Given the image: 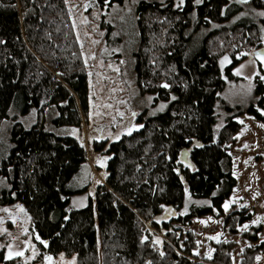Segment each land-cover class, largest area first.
I'll use <instances>...</instances> for the list:
<instances>
[{"label": "trees", "instance_id": "trees-1", "mask_svg": "<svg viewBox=\"0 0 264 264\" xmlns=\"http://www.w3.org/2000/svg\"><path fill=\"white\" fill-rule=\"evenodd\" d=\"M243 5L264 12V0L138 4L132 52L136 82L142 93L155 94L169 106L157 116L145 113L139 118L143 126L118 141L94 142L95 151L111 157L106 182L95 187L86 206L72 209L74 179L88 160L87 150L78 138L45 126L48 110L58 113L52 123L59 127L79 126L89 112L88 77L68 6L64 0H0V126L10 111L38 113L30 128L13 125L12 147L0 158V178L8 179L10 189L0 193V202L24 205L40 237V252L75 255L76 264H234L228 244L201 260L192 233L183 245L181 240L183 226L196 217H225L235 231L253 216L250 211L226 214L223 205L237 184L228 152L242 127L236 118L248 114L264 122V83H257L256 100L248 107L226 105L229 115L220 129L217 106L227 79H234L236 53L248 43L260 49V27L241 19L200 44L194 41L202 26L230 20ZM231 46H237L233 62L223 71L220 57ZM185 189L194 202L183 213ZM156 231L165 237L161 248L153 241ZM258 234L254 228L245 236L258 241ZM261 250L264 242L246 247L239 264H255ZM19 261L6 260L0 251V264Z\"/></svg>", "mask_w": 264, "mask_h": 264}, {"label": "rangeland", "instance_id": "rangeland-1", "mask_svg": "<svg viewBox=\"0 0 264 264\" xmlns=\"http://www.w3.org/2000/svg\"><path fill=\"white\" fill-rule=\"evenodd\" d=\"M141 1L143 0H136V2L133 0H123V2L108 0V5L105 6L104 0H87L90 6L85 9L86 0H68V10L71 8L69 16L72 25L73 21L76 23L73 30L76 40L79 36L77 42L88 77L89 112L87 115H82L81 125L59 127L52 123L58 113L48 110L45 126L48 130L61 136L78 138L87 150L88 160L74 179L73 188L77 192L72 197V209L86 206L95 187L106 182L107 164L111 157L95 151L94 142L96 140L118 141L125 135L132 134L141 128H132V131L128 132L127 129L132 125L143 126L139 122V118L145 113L150 117L157 116L169 106L167 102L157 100L155 94L142 93L136 82L132 52L138 37L135 11ZM146 1H159L163 4L172 2L175 7H183L185 4V0L183 4H180V0ZM229 3L241 4V1L229 0ZM261 12L263 11L251 5H243L241 12L228 21L212 22L208 26H202L197 34H195V29H192V33L195 34L194 41L198 42L195 44H200L205 36L217 29L232 28L241 19H248L249 24H256L260 27L261 48L264 46V25L262 23L264 16L260 15ZM94 13L95 15H93ZM83 17H87L88 23L82 22ZM114 33L116 35H113ZM93 41L99 43H93ZM236 47L231 46V50L220 57L223 71L232 64V48ZM257 47L250 46L248 43L241 52L236 53L239 60L232 69L234 79L226 78L227 84L220 94L217 106L218 129L225 124L226 117L229 115L225 109L226 105L248 107L256 100L255 87L258 82L264 83V80L259 79V76H264V71L253 56ZM114 49H121V51H114ZM225 56L228 57V60L221 63ZM121 60L125 63H120ZM109 65L113 67H109ZM241 65L244 67L240 68ZM116 68L119 71H116ZM236 69H240L239 74ZM254 72L259 75L254 76ZM162 104L163 108H161ZM106 105H111V107ZM133 112L136 113L135 116L132 115ZM120 113H123V116ZM37 120L36 109L27 115H16L15 111H10L9 118L5 119L0 126V158L6 157L12 147L10 138L13 125L20 122L30 128ZM236 120L241 123L242 127L235 142L228 146V152L232 156L233 174L237 179V184L230 198L226 200L229 202V206L225 212L230 214L233 211H250L253 216L251 220L238 224L235 231L226 226L225 217L217 215L196 217L190 225L183 226L184 236L181 244L183 245L186 240L187 233H192L196 243L194 253L201 260L212 258L216 250L215 247H220L225 243L232 247L234 264H239L246 247L264 242V127H261L264 122L248 114H243ZM9 189L8 179L0 178V193ZM193 202L194 200L188 192L185 203L187 210L185 211L184 206L181 212H188L189 205ZM203 202L199 201L198 203ZM4 209H8V211L5 212ZM202 221L204 222L202 223ZM252 221H256V223H252ZM175 224L179 226L177 223ZM244 225H247V228H244ZM254 228L259 229L258 241H251L245 236L247 232L251 233ZM36 236L30 216L23 204L17 202L9 205L0 202V251L3 250L4 258L7 257L10 251L9 245H11L13 253L10 258H5L6 260L19 258V263L22 264H76L75 255L72 257L58 255L51 257V261L45 260V256L48 255L40 252L39 240L36 239ZM213 236L216 239H211ZM153 237L156 246L163 247L165 241L163 234L156 231ZM25 241H28L29 244H25ZM16 252H23V255H15ZM257 256L260 257L259 260L256 259ZM255 264H264V250L256 254Z\"/></svg>", "mask_w": 264, "mask_h": 264}, {"label": "snow or ice", "instance_id": "snow-or-ice-1", "mask_svg": "<svg viewBox=\"0 0 264 264\" xmlns=\"http://www.w3.org/2000/svg\"><path fill=\"white\" fill-rule=\"evenodd\" d=\"M64 2H65V4H68V0H64ZM133 2H136V0H133ZM241 2H247V0H241ZM183 3H184V0H180V4H183ZM195 3H197V4L201 3V0H195ZM104 4H105V6H107V5H108V0H104ZM89 6H90V5L87 3V0H86L85 5H84L85 9H87ZM177 6H179V5H177ZM69 14H71V8H69ZM93 15H95V13H94ZM260 15H261V16H264V12H261ZM82 22L85 23V24L88 23L87 17H83V18H82ZM72 26H73V28L76 27V23H75V21H73V25H72ZM113 35H116V34L114 33ZM77 40H79V36H77ZM0 42H2V41H0ZM93 43H99V42H98V41H93ZM114 51H121V49H114ZM257 55L260 56L261 60H264V53H257ZM227 60H228V57L225 56V57L223 58V60L221 61V63H223L224 61H227ZM85 63H87V61H85ZM120 63H125V61L121 60ZM109 67H113V66H112V65H109ZM243 67H244V65H241V66H240V68H243ZM115 70H116V71H119L118 68H116ZM236 72H237V74H239L240 69H236ZM253 75H254V76L259 75V73L254 72ZM259 79L264 80V76H259ZM163 87H164V88H168L169 85H168L167 83H165V84L163 85ZM149 99H151V97H149ZM173 99H175V97H173ZM257 99H260V98L258 97ZM106 106H107V107H111V105H106ZM163 107H164V105L162 104V105H161V108H163ZM261 111L264 112V110H261ZM120 115L123 116V113H120ZM132 115L135 116L136 113L133 112ZM138 127H142V125H132V127L128 128L127 131H128V132H131V131H132V128H138ZM261 127H264V125H261ZM74 131H75V130H74ZM117 138H118V137H117ZM98 162H99V161H98ZM185 192L187 193V189H185ZM213 195H215V193H213ZM228 206H229V202L226 201V202L224 203V205H223L225 211H227ZM186 210H187V206H185V211H186ZM4 211L7 212L8 209H4ZM21 211H23V208H21ZM203 222H204V221H202V223H203ZM252 223H256V221H252ZM243 227H244V228H247V225H244ZM25 231H27V230H25ZM36 239H37V240H40V237L37 235V236H36ZM142 239H147V237H144V238H142ZM211 239H216V237L213 236V237H211ZM41 243L47 245L48 242H47V241H41ZM25 244H29V242H28V241H25ZM11 247H12V246L9 245V249H10V251H9V255H8L7 257H5L6 259L10 258L11 255H13V253L11 252ZM33 247H34V246H33ZM34 254H35V253H34ZM15 255H23V252H16ZM61 255L63 256V253H61ZM51 259H52V258H51L50 256H45V260L51 261ZM256 259L259 260L260 257L257 256ZM149 264H150V262H149Z\"/></svg>", "mask_w": 264, "mask_h": 264}, {"label": "water", "instance_id": "water-1", "mask_svg": "<svg viewBox=\"0 0 264 264\" xmlns=\"http://www.w3.org/2000/svg\"><path fill=\"white\" fill-rule=\"evenodd\" d=\"M250 1L251 0H247V2H242V3H248ZM257 53H264V47H262V48H260V49H258V50L253 52V56L258 60L259 64H261L264 67V60H261L260 56H258ZM185 154H184V156H185Z\"/></svg>", "mask_w": 264, "mask_h": 264}, {"label": "flooded vegetation", "instance_id": "flooded-vegetation-1", "mask_svg": "<svg viewBox=\"0 0 264 264\" xmlns=\"http://www.w3.org/2000/svg\"><path fill=\"white\" fill-rule=\"evenodd\" d=\"M261 65V64H260ZM261 69L264 71V68H262V65H261Z\"/></svg>", "mask_w": 264, "mask_h": 264}]
</instances>
